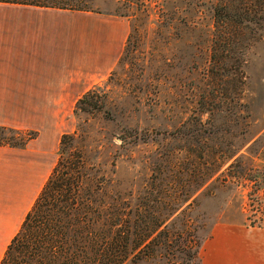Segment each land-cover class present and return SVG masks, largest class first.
Wrapping results in <instances>:
<instances>
[{"label":"rangeland","instance_id":"rangeland-1","mask_svg":"<svg viewBox=\"0 0 264 264\" xmlns=\"http://www.w3.org/2000/svg\"><path fill=\"white\" fill-rule=\"evenodd\" d=\"M227 3L231 1L89 2L93 12L129 21L130 50L126 61L117 63L98 84L101 93H107L102 112L77 117L76 102L66 107L10 109L9 123L24 133H34L35 138L25 148L0 146V262L25 212L56 167L64 134H83L88 161L121 192L131 195L134 203L155 179L153 169L160 153L166 157L178 152V161L170 157V162L160 165L162 169L171 165L181 171L186 165H198L194 156L198 152H192L201 148L185 142L192 133L213 139L210 148L201 151L209 153L207 166H213L223 152L236 154L199 193L179 244L181 253L136 264H196L188 251L199 250L202 259L215 222L242 225L248 214L253 215L251 194L262 199L264 206V7H224L226 11L218 16L216 11ZM231 9L241 16L235 18ZM223 15L230 17L227 31L238 26L241 30L237 37H227L229 44L222 52L227 62L222 67V63L215 66L212 57L221 46L216 41L226 23H221ZM106 111L113 120H108ZM136 135L149 139L135 143ZM121 136L128 138L127 144ZM238 157L244 173L236 165L226 170ZM260 216L264 218V213L256 217ZM16 217L19 221L11 226ZM186 222L178 220L175 229ZM248 229L251 239H264V229Z\"/></svg>","mask_w":264,"mask_h":264},{"label":"trees","instance_id":"trees-1","mask_svg":"<svg viewBox=\"0 0 264 264\" xmlns=\"http://www.w3.org/2000/svg\"><path fill=\"white\" fill-rule=\"evenodd\" d=\"M230 1V4L216 11L218 16L226 11L224 7H264V0H244L243 5H237L238 0ZM89 2L92 0H0V3L94 11ZM233 11L235 18L241 16L236 9ZM230 13L227 16H231ZM227 18L230 17L223 15L221 23L224 24ZM227 23L221 26L216 41V45L224 47L220 46L219 52L215 50L213 53L215 66L222 63L223 67L226 64L227 58L222 52H226L225 47L229 44L227 37L238 35L241 30L238 26L234 31H227ZM131 40L132 34H129L118 62L120 65L126 61ZM106 95L101 93L100 85H95L77 101L75 116L102 112L106 106ZM106 112L108 120H113L111 113ZM82 136L75 132L61 137L58 163L27 213L19 232L10 241L0 264H136L143 259L159 261L171 255L175 257L176 253H181L179 244L187 232L186 226L191 218L189 213L196 199L209 187L207 183L236 157L235 153L223 152L213 161L214 167L207 166L209 153L201 151L210 148L208 143L212 144L213 139L211 136L201 139L192 133L185 142L188 147L201 148L192 152H198L194 156L198 158L199 166L186 165L181 171L171 165L162 169L160 165L170 162V157L178 161V152L166 157L160 153L153 169L155 179L145 190V195L134 203L131 195L121 192L111 183V178L101 175L96 164L88 161ZM34 138V133L0 126V146L25 148ZM120 138L127 144V137ZM148 139L147 136L136 135L134 142H147ZM241 160L240 157L236 158L226 170L236 165L240 170L238 172L244 173ZM250 196L253 215L248 214L242 225L264 229V218L256 217L259 212L264 213L263 201L255 194ZM180 219L187 222L183 223L182 228L175 229ZM219 223L222 222L218 220L213 227ZM210 237L211 232L208 239ZM188 254L196 258V264H202L199 250L190 249Z\"/></svg>","mask_w":264,"mask_h":264},{"label":"crops","instance_id":"crops-1","mask_svg":"<svg viewBox=\"0 0 264 264\" xmlns=\"http://www.w3.org/2000/svg\"><path fill=\"white\" fill-rule=\"evenodd\" d=\"M129 34L124 17L0 3V126L15 128L11 108L77 103L114 70ZM248 228L215 225L202 264H264V239H251Z\"/></svg>","mask_w":264,"mask_h":264}]
</instances>
